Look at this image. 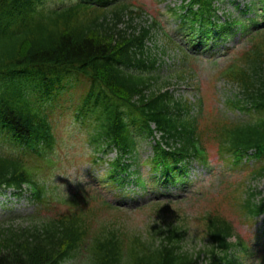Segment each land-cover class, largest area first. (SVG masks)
Here are the masks:
<instances>
[{"label":"trees","instance_id":"trees-1","mask_svg":"<svg viewBox=\"0 0 264 264\" xmlns=\"http://www.w3.org/2000/svg\"><path fill=\"white\" fill-rule=\"evenodd\" d=\"M45 1L0 0V140L12 148L11 153H0V192L10 189L21 196L27 191L36 203L19 223L0 220V264H62L78 251L71 264H264V231L256 236L236 232L239 225H253L264 213V192L254 185L264 179V166L243 179L223 177L189 200L151 198L138 203L137 210L149 211L150 218L144 229L131 230L126 213L132 207L117 208L83 186L81 169L70 174L86 157L55 152L57 119L69 110L88 125L86 141L95 150L91 160L97 152L117 150L106 173L109 189L136 175L134 183L142 193L152 191L158 197L163 190L181 189L174 179L188 180L184 171L174 172L184 156L207 158L214 147V155L234 167L251 148L261 156L264 31L216 75L223 81L218 94L224 97V108L210 121L212 112H201L202 100L182 102L164 89L186 76L184 69L178 77L172 68L162 72V54L178 49L182 60L188 57L180 43L157 34L155 10L142 5L133 10L132 0L58 9L46 8ZM213 1L190 0L162 12L176 18L171 30L181 44L193 46L209 39L218 43L228 36L227 29L211 19L220 8ZM239 12L234 23H242L244 30L264 23V0H251ZM144 13L152 14V24ZM76 87L82 90L73 109L66 102L73 106L75 98L68 93ZM234 87L237 91L231 93ZM236 109L258 115L242 123L222 117V112ZM204 117L206 122L199 124ZM152 124L162 131V139L156 153L154 145V154L140 161L139 144L153 135ZM163 142L179 145L166 150ZM64 157L68 164L63 171ZM68 174L73 189L63 201L67 207L61 209L54 192L60 186L53 179ZM233 235L239 237L237 243L230 240Z\"/></svg>","mask_w":264,"mask_h":264},{"label":"rangeland","instance_id":"rangeland-1","mask_svg":"<svg viewBox=\"0 0 264 264\" xmlns=\"http://www.w3.org/2000/svg\"><path fill=\"white\" fill-rule=\"evenodd\" d=\"M135 1L137 5H142L144 7H146L147 9L150 10H154L156 9L157 6V0H132ZM225 7L227 8H232L231 4H227ZM166 18V16L164 17ZM171 26H174V21L173 18L169 19ZM178 63V62H177ZM185 63V62H184ZM224 61H222L221 59H217V60H212V61H206L204 58L202 61H197L194 62L195 65V69L192 71L193 73V77H192V82L193 83H199L201 89H200V93L204 96V106H206L208 111L209 109H214L217 105H221L218 104L217 101H215V95H214V88L212 86V84L209 82L210 80H214V78H211L212 73H215L222 65H223ZM187 69L189 68V66H187V64L184 66ZM215 81V80H214ZM182 89L185 88V91H181V93H183L184 95L188 96L191 99H195V97L197 98L196 95H198L197 92H199L198 90H192L191 87H185L182 86ZM205 111V112H206ZM216 111V110H214ZM59 114V113H58ZM231 119V120H237L240 121L241 120H246L248 119V115H241L236 113H228L227 114ZM215 116V115H214ZM215 119V117H210V120ZM202 121H205V118L202 119ZM201 122V121H200ZM61 125L64 129H71L68 133L63 134V136H70L71 138H68V142L67 143H63L60 148H62L60 150V155H71V154H78L81 155L82 153H84L85 155H87L90 151L91 148H89L88 144L85 142L86 139V135H87V128L84 127L80 122H76L73 119V116L71 113L66 112V116L62 117L61 120ZM63 132V130H62ZM82 138V139H81ZM70 144V146L67 147V145ZM0 145L1 147L3 146L0 140ZM150 146L146 145V144H142V151L144 150H149ZM211 150L212 153L215 154V149L214 147H210L209 148ZM9 150V149H8ZM64 161V169H66V165L68 164V159L67 158H63ZM80 161V160H77ZM84 164L83 162H81L78 167H73L71 169L70 174L76 169L79 168L81 169V165ZM89 165V163L87 164ZM69 174L66 176L65 179H60V178H55L53 179V184L55 185H59L60 187L63 188L64 192L67 193V191H71V188L73 186H71V183H66V181H70L68 180ZM73 179V178H71ZM257 186L259 188H261L264 192V181H261L260 184H257ZM68 194V193H67ZM11 200L6 199L5 196H0V216L2 215L3 217L7 216L9 214V210H6L5 204H7V206H13L12 207V212H16V213H20L24 210H27L28 205L27 202L25 200H20L18 201L16 198L11 197ZM8 202V203H7ZM65 207V206H63ZM188 215L190 217H192V215H194V213L187 211ZM126 218L129 219L128 222V226L129 228L132 230V228H142L144 229V225L146 224L147 220L150 218V214L149 211L147 210H127L126 213ZM102 217H104V215H101ZM262 221H260L261 224ZM240 229H243V231L245 232L247 229L246 225L240 226ZM256 227H254L252 230H255Z\"/></svg>","mask_w":264,"mask_h":264}]
</instances>
